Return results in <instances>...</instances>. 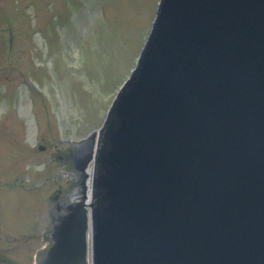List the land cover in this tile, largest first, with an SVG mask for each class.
I'll use <instances>...</instances> for the list:
<instances>
[{
    "label": "water",
    "instance_id": "water-1",
    "mask_svg": "<svg viewBox=\"0 0 264 264\" xmlns=\"http://www.w3.org/2000/svg\"><path fill=\"white\" fill-rule=\"evenodd\" d=\"M92 194L94 264H264V0H162ZM88 227L66 209L46 264H84Z\"/></svg>",
    "mask_w": 264,
    "mask_h": 264
},
{
    "label": "rangeland",
    "instance_id": "rangeland-1",
    "mask_svg": "<svg viewBox=\"0 0 264 264\" xmlns=\"http://www.w3.org/2000/svg\"><path fill=\"white\" fill-rule=\"evenodd\" d=\"M156 2L0 0V264H38L50 209L76 187L70 155L100 127Z\"/></svg>",
    "mask_w": 264,
    "mask_h": 264
},
{
    "label": "bare ground",
    "instance_id": "bare-ground-1",
    "mask_svg": "<svg viewBox=\"0 0 264 264\" xmlns=\"http://www.w3.org/2000/svg\"><path fill=\"white\" fill-rule=\"evenodd\" d=\"M74 192H76V193H78V190H71L69 193H68V195H66V198H65V200H66V202H71L72 201V199H73V201H74V199L75 198H73L74 197ZM66 194V193H65ZM77 197V196H76ZM85 204H87V201L85 202ZM58 209V208H57ZM56 210V208L54 207H52L51 208V211H50V213H49V215H48V220H47V222H46V225H47V228H49V232H50V226H51V224H52V222H53V220H54V214H56L57 212L55 211ZM49 232L47 231V234H46V236H47V245H46V247H45V249H43L40 253H43V251L44 250H46V248H48V246H49V240H50V238H49ZM49 239V240H48Z\"/></svg>",
    "mask_w": 264,
    "mask_h": 264
}]
</instances>
